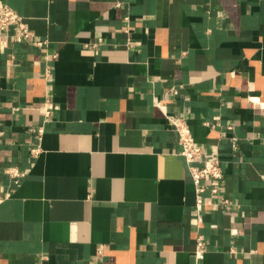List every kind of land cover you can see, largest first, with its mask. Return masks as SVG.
Instances as JSON below:
<instances>
[{"label": "crops", "instance_id": "1", "mask_svg": "<svg viewBox=\"0 0 264 264\" xmlns=\"http://www.w3.org/2000/svg\"><path fill=\"white\" fill-rule=\"evenodd\" d=\"M1 2L0 264H264V0ZM168 116L221 159L202 222Z\"/></svg>", "mask_w": 264, "mask_h": 264}, {"label": "built area", "instance_id": "2", "mask_svg": "<svg viewBox=\"0 0 264 264\" xmlns=\"http://www.w3.org/2000/svg\"><path fill=\"white\" fill-rule=\"evenodd\" d=\"M129 18L126 19V26L129 29ZM12 25H18L20 28V36L24 38L29 34L27 26L24 24L22 17L8 4L5 2L0 3V29H6ZM100 43V42H99ZM99 43L93 44L96 48ZM41 45V43H39ZM49 73V71H47ZM176 92V91H175ZM264 107V105H263ZM46 117H51L53 114V105L48 97L45 99V105L42 108ZM170 125L179 135L181 141V151L180 155L185 158L188 163L189 171L192 175L193 184L196 189V216L198 222L203 221V211L205 206V195L208 191V187L205 186V181L215 182L216 185L210 187V192L213 196L217 197L218 204L223 207L229 208L233 206V201L226 194L221 193V189L218 186V182L224 179V171L221 163V159L216 158H206L205 151L201 145L197 143V140L191 130V127L185 117H170L168 116ZM214 127V125H212ZM232 129V127H230ZM44 132L43 128L39 129L40 140L42 139V134ZM232 143L234 149H238V139L237 137L232 138ZM40 152V147H35L32 149L34 155H38ZM8 173L14 177L19 178L25 175V173L20 172L16 168L8 170ZM205 247L204 237L200 235L197 238L196 244V257L198 260L204 257L203 251Z\"/></svg>", "mask_w": 264, "mask_h": 264}]
</instances>
